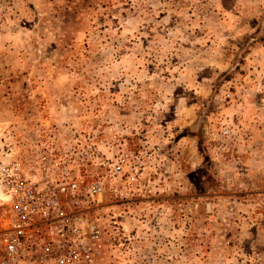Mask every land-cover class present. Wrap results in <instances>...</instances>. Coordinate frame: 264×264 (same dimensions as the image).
I'll list each match as a JSON object with an SVG mask.
<instances>
[{
    "label": "rangeland",
    "instance_id": "1",
    "mask_svg": "<svg viewBox=\"0 0 264 264\" xmlns=\"http://www.w3.org/2000/svg\"><path fill=\"white\" fill-rule=\"evenodd\" d=\"M53 128L126 159L100 264H264V0H0V136Z\"/></svg>",
    "mask_w": 264,
    "mask_h": 264
},
{
    "label": "built area",
    "instance_id": "2",
    "mask_svg": "<svg viewBox=\"0 0 264 264\" xmlns=\"http://www.w3.org/2000/svg\"><path fill=\"white\" fill-rule=\"evenodd\" d=\"M125 164L97 161L62 129L0 136V264H100L113 230L125 235L121 214L102 203Z\"/></svg>",
    "mask_w": 264,
    "mask_h": 264
}]
</instances>
